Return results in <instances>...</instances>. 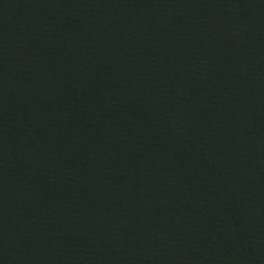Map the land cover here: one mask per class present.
Masks as SVG:
<instances>
[{
  "label": "water",
  "instance_id": "1",
  "mask_svg": "<svg viewBox=\"0 0 264 264\" xmlns=\"http://www.w3.org/2000/svg\"><path fill=\"white\" fill-rule=\"evenodd\" d=\"M0 264H264V0H146L0 94Z\"/></svg>",
  "mask_w": 264,
  "mask_h": 264
}]
</instances>
